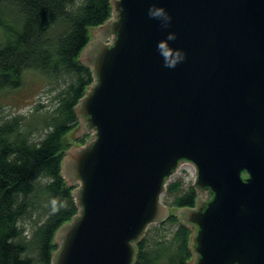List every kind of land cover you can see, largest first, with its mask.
<instances>
[{
	"label": "water",
	"instance_id": "95a60500",
	"mask_svg": "<svg viewBox=\"0 0 264 264\" xmlns=\"http://www.w3.org/2000/svg\"><path fill=\"white\" fill-rule=\"evenodd\" d=\"M112 4L93 30L105 42L80 58L95 81L76 114L93 138L63 160L79 212L57 231L53 263L135 264L188 162L198 196L211 195L177 211L196 227L193 264H264V0Z\"/></svg>",
	"mask_w": 264,
	"mask_h": 264
},
{
	"label": "trees",
	"instance_id": "16d2710c",
	"mask_svg": "<svg viewBox=\"0 0 264 264\" xmlns=\"http://www.w3.org/2000/svg\"><path fill=\"white\" fill-rule=\"evenodd\" d=\"M113 10L112 0H0V93L21 89L28 72L64 83L55 90L54 109L38 139L22 116L0 123V264H54L55 235L79 212L75 186L62 176V164L68 135L80 124L76 107L95 81L80 58L92 31L108 22ZM79 142L86 144L87 138ZM166 193L173 196L172 213L157 234H146L137 244L135 264H190L193 232L177 211L196 205L197 189H184L176 180ZM42 196L58 205L27 238L20 222ZM168 225L174 228L170 236Z\"/></svg>",
	"mask_w": 264,
	"mask_h": 264
},
{
	"label": "rangeland",
	"instance_id": "374dc122",
	"mask_svg": "<svg viewBox=\"0 0 264 264\" xmlns=\"http://www.w3.org/2000/svg\"><path fill=\"white\" fill-rule=\"evenodd\" d=\"M102 33L103 32L101 31H92V40L99 43L103 41L105 42ZM63 84V81H59L58 83L50 82L45 77L35 72L26 73L24 85L21 89L0 93V123L22 116L23 125L32 126L35 129L33 131V137L34 139H38L46 132V126L44 125L45 116L54 109L55 90ZM79 121V127L68 135V142L70 143L68 151L72 148L85 146L86 144H81L79 142L82 138H87V142L93 138V132L90 130L81 134L84 129H87V126L82 118H79ZM181 172V174H178L175 177L173 176L169 180L168 185L176 180H181L183 188L188 189L194 184L193 177L189 172ZM42 183L45 184V180H43ZM44 184H42V186H44ZM77 188L78 185H75L74 191ZM172 202L173 196H169L168 193H165L162 196V203L164 206L170 208L171 213L173 210V207H171ZM57 205L58 201L55 199H48L47 196L37 198L36 203L33 208H31L30 216L20 222V226L24 230V235L27 238H31L36 228L46 220L47 216ZM157 226H159V224L150 225L146 234L150 233V236L157 234ZM166 228L167 231H165V233L170 236L174 231V228L172 229L169 225L166 226Z\"/></svg>",
	"mask_w": 264,
	"mask_h": 264
},
{
	"label": "flooded vegetation",
	"instance_id": "af4514ba",
	"mask_svg": "<svg viewBox=\"0 0 264 264\" xmlns=\"http://www.w3.org/2000/svg\"><path fill=\"white\" fill-rule=\"evenodd\" d=\"M244 176L245 177H247V175H246V173H244ZM201 197V199H202V202L200 203V204H196L194 207H190V208H196V209H200V208H202V206H203V203H205V202H207V200H209L210 198H211V195H210V192L209 191H206L205 192V195H203V196H198V198H200ZM182 209H187V208H181V209H179V210H182ZM178 210V211H179ZM187 226L192 230V232H193V234L195 233V230H196V227L194 226V225H190V224H187ZM193 236V235H192ZM192 240V239H191ZM199 257V255L197 254V253H193V257H192V259H191V261H190V264L192 263L193 264V262H194V260H196L197 258Z\"/></svg>",
	"mask_w": 264,
	"mask_h": 264
},
{
	"label": "built area",
	"instance_id": "2783aa9c",
	"mask_svg": "<svg viewBox=\"0 0 264 264\" xmlns=\"http://www.w3.org/2000/svg\"><path fill=\"white\" fill-rule=\"evenodd\" d=\"M181 171L189 172L192 175L194 183H195V181H196V168L194 167V165H192L191 163H188V162H182L179 165V167L177 168L176 173L174 175H172L170 177V179L173 176L175 177L176 175L181 174L182 173ZM169 180H168V182H169ZM168 182H167V185H168Z\"/></svg>",
	"mask_w": 264,
	"mask_h": 264
}]
</instances>
